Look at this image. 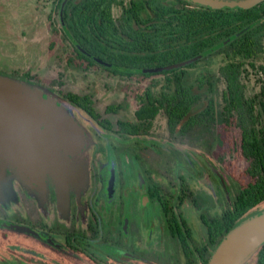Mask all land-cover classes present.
I'll use <instances>...</instances> for the list:
<instances>
[{"label": "flooded vegetation", "instance_id": "af4514ba", "mask_svg": "<svg viewBox=\"0 0 264 264\" xmlns=\"http://www.w3.org/2000/svg\"><path fill=\"white\" fill-rule=\"evenodd\" d=\"M213 8L233 11L230 32L214 44L239 33L193 60L195 66H186L192 61L177 66L185 68V76L165 75L158 90L154 84L137 90L131 115L122 114L123 101L99 111L92 93L79 94H88L94 109L62 92L79 107L92 134L87 183L61 188L49 182L31 189L30 182L5 174L0 181V264H207L233 226L264 209V197L249 203L256 176L241 146L242 113L250 127L264 133V0L242 8ZM235 10L246 19L238 27ZM247 32L257 53L243 57L232 42ZM88 51L82 52L113 65ZM215 55L222 59L217 76L189 74ZM227 62L240 64L235 87L228 86L222 72ZM249 65L260 74L250 92L243 79ZM220 78L225 82L221 90ZM150 86L151 103L160 106L154 116L141 117V90ZM164 90L179 98L169 108L157 99ZM160 113L162 125L155 123ZM237 152L246 161L241 173ZM244 264H264V244Z\"/></svg>", "mask_w": 264, "mask_h": 264}, {"label": "trees", "instance_id": "16d2710c", "mask_svg": "<svg viewBox=\"0 0 264 264\" xmlns=\"http://www.w3.org/2000/svg\"><path fill=\"white\" fill-rule=\"evenodd\" d=\"M115 4H123L118 17L113 13ZM232 12L229 9L192 5L187 0H129L127 4L124 0H59L64 35L75 47L74 57H69L70 63L74 60L83 68L97 65L121 76H185V68L181 71L178 67L168 68L167 65L200 53L228 34L233 19ZM235 13L234 19L238 27L246 19L241 10H235ZM68 32L83 47L106 58L113 65L106 66L90 59L77 47ZM248 34L249 32L232 42L239 46L236 52L243 57L257 53L254 45L252 46L254 43L247 41L250 37ZM86 61L89 63L86 64ZM195 65L196 61H192L186 66ZM222 72L228 78V86H237L239 81L236 78L241 75L240 64L227 62L222 67ZM211 74L210 71L204 73L214 76ZM22 78L29 79L32 75L25 73ZM235 90L238 91V88ZM141 91V105L137 114L141 117L148 113L154 116L160 105L151 103V86ZM65 95L94 109L88 94L66 91ZM157 99L162 106L169 108L168 103L171 100L176 103L179 98L170 97L167 90H164L163 96ZM176 106L180 108L178 104L174 108ZM109 108H117V105H110ZM171 118H176L174 113ZM241 118L242 152L250 161L249 170L256 176L254 195L249 202L254 204L264 197V133L255 128V125L249 126L245 113H242Z\"/></svg>", "mask_w": 264, "mask_h": 264}, {"label": "water", "instance_id": "95a60500", "mask_svg": "<svg viewBox=\"0 0 264 264\" xmlns=\"http://www.w3.org/2000/svg\"><path fill=\"white\" fill-rule=\"evenodd\" d=\"M192 1L211 7L242 8L260 0ZM238 33L167 67L201 58ZM68 34L80 50L90 54L71 32ZM92 56L102 63H109L99 56ZM75 110L79 107L63 94L0 71V181L5 179V174L11 173L22 182H30L31 189L46 187L49 182L61 188L86 185L93 138ZM263 244L264 209L233 226L207 264H244Z\"/></svg>", "mask_w": 264, "mask_h": 264}, {"label": "rangeland", "instance_id": "374dc122", "mask_svg": "<svg viewBox=\"0 0 264 264\" xmlns=\"http://www.w3.org/2000/svg\"><path fill=\"white\" fill-rule=\"evenodd\" d=\"M128 1L124 0V3ZM120 12L121 6L115 4L114 15L118 17ZM74 52L72 42L63 32L59 0H0V71L3 73L18 77L30 73L32 78L28 80L60 94L63 91L92 93L99 111L109 103L123 101L121 112L124 116L131 115L137 107V90L148 84H154L155 90H158L164 81L165 74L128 77L97 65L83 68L74 60L70 63L69 57L73 58ZM258 61H261L260 58ZM221 63L219 56H211L191 68L189 73L192 76L204 75L210 70L217 76ZM247 69L243 79L250 92L254 87V78L260 74L250 65ZM219 83L221 90L225 86L223 78H220ZM205 91L208 92L207 89ZM81 113L75 110L76 116L86 125ZM164 119V114L160 113L155 123L162 125ZM236 155V169L241 173L246 161L239 158V152ZM242 178L247 179L245 176Z\"/></svg>", "mask_w": 264, "mask_h": 264}]
</instances>
